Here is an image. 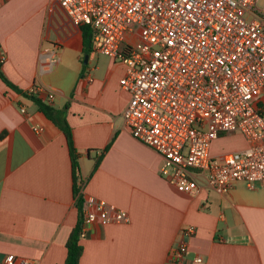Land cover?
<instances>
[{
  "label": "crops",
  "instance_id": "0c3cea01",
  "mask_svg": "<svg viewBox=\"0 0 264 264\" xmlns=\"http://www.w3.org/2000/svg\"><path fill=\"white\" fill-rule=\"evenodd\" d=\"M83 47L81 26L57 0H0L1 70L27 93L0 78V263L15 257L64 264L78 218L66 137L32 94L70 126L84 195L129 216L125 223L84 226L79 264H174L168 254L184 226L195 234L181 264H264V179L253 189L237 181L227 193L179 191L160 175V155L125 126L129 93L119 80L126 65L92 50L85 62ZM229 136L244 145L217 148ZM246 146L239 134H221L210 154ZM197 255L202 263L193 261Z\"/></svg>",
  "mask_w": 264,
  "mask_h": 264
},
{
  "label": "built area",
  "instance_id": "2783aa9c",
  "mask_svg": "<svg viewBox=\"0 0 264 264\" xmlns=\"http://www.w3.org/2000/svg\"><path fill=\"white\" fill-rule=\"evenodd\" d=\"M57 1L75 26H89L93 53L126 65L122 117L131 136L160 155L164 179L193 196L204 188L227 193L237 181L253 189L264 179V0ZM221 134L241 135L246 148L212 157ZM78 185L82 229L128 222L125 210ZM194 234L193 226L180 229L168 254L174 264Z\"/></svg>",
  "mask_w": 264,
  "mask_h": 264
},
{
  "label": "trees",
  "instance_id": "16d2710c",
  "mask_svg": "<svg viewBox=\"0 0 264 264\" xmlns=\"http://www.w3.org/2000/svg\"><path fill=\"white\" fill-rule=\"evenodd\" d=\"M82 38H83V52L84 55H88L91 52V39L92 32L87 25L81 26ZM3 61L0 60V78L6 85L15 89L16 91L26 95L23 91L17 89L3 74L1 70V64ZM32 101L38 106L39 110L50 119L55 125H57L64 133L70 153L71 158V168H72V179H73V192L75 197V206L78 211V218L75 225L72 227L69 236L66 240V258L64 264H79V258L82 254V246L80 244V237L82 234V208H83V196L79 193L80 186L78 183H83L84 181L80 176V168L78 162L77 150L74 147L72 139V131L64 116L60 114L51 105L41 100L39 97L29 94ZM84 187V185H83Z\"/></svg>",
  "mask_w": 264,
  "mask_h": 264
},
{
  "label": "rangeland",
  "instance_id": "374dc122",
  "mask_svg": "<svg viewBox=\"0 0 264 264\" xmlns=\"http://www.w3.org/2000/svg\"><path fill=\"white\" fill-rule=\"evenodd\" d=\"M244 145L243 140L239 136H229L224 140H220L217 144V148H223L224 150H230L233 148H238Z\"/></svg>",
  "mask_w": 264,
  "mask_h": 264
},
{
  "label": "water",
  "instance_id": "95a60500",
  "mask_svg": "<svg viewBox=\"0 0 264 264\" xmlns=\"http://www.w3.org/2000/svg\"><path fill=\"white\" fill-rule=\"evenodd\" d=\"M86 60H87V55H85V57H84V61L86 62Z\"/></svg>",
  "mask_w": 264,
  "mask_h": 264
}]
</instances>
